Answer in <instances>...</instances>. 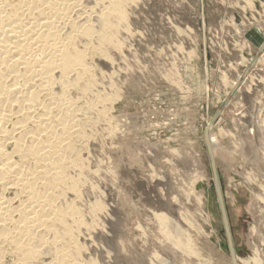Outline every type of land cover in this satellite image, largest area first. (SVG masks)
Here are the masks:
<instances>
[{
  "label": "rangeland",
  "instance_id": "374dc122",
  "mask_svg": "<svg viewBox=\"0 0 264 264\" xmlns=\"http://www.w3.org/2000/svg\"><path fill=\"white\" fill-rule=\"evenodd\" d=\"M125 10L119 42L104 46L109 60L88 58L101 99L76 144L82 193L69 199L88 231L78 230L79 253L68 264H157L166 241L155 213L185 227L200 254L188 264H232L206 130L218 143L237 264L256 251L264 264V206L256 198L264 187V0H136ZM253 110L263 130L258 169L234 144Z\"/></svg>",
  "mask_w": 264,
  "mask_h": 264
},
{
  "label": "bare ground",
  "instance_id": "6f19581e",
  "mask_svg": "<svg viewBox=\"0 0 264 264\" xmlns=\"http://www.w3.org/2000/svg\"><path fill=\"white\" fill-rule=\"evenodd\" d=\"M135 1L0 0V264L8 255L13 264H68L79 253L78 230L87 226L75 203L83 184L76 144L101 99L88 58L109 60L104 46L119 42L125 8ZM72 93L87 106L78 107ZM252 120L241 124L234 144L241 160L258 169L263 130ZM207 142L216 166L211 132ZM214 185L219 189L218 174ZM256 198L264 206L263 186ZM153 218L166 241V259L157 264L200 256L174 217ZM261 257L256 251L243 263L261 264Z\"/></svg>",
  "mask_w": 264,
  "mask_h": 264
},
{
  "label": "water",
  "instance_id": "95a60500",
  "mask_svg": "<svg viewBox=\"0 0 264 264\" xmlns=\"http://www.w3.org/2000/svg\"><path fill=\"white\" fill-rule=\"evenodd\" d=\"M210 125H211V123H210ZM207 137H208V132L206 130L205 131V135H204V139H205V144H206V147H207V150H208V154H209V157H210L211 173H212V176H213V179H214V183H216L217 182V172H216L214 161L212 159V155H210V149H209V145H208V142H207ZM215 190H216V193H217V196H218V199H219V202H220V206H221V213H222V217H223V223H224V227H225V232H226L227 239H228V249H229L230 256H231V262H232V264H236V261L234 259V256H235L234 249H233V246H232V243H231V238H230L228 220H227L226 212H225V209H224V206H223L221 192H220V189H218L217 186H216Z\"/></svg>",
  "mask_w": 264,
  "mask_h": 264
}]
</instances>
